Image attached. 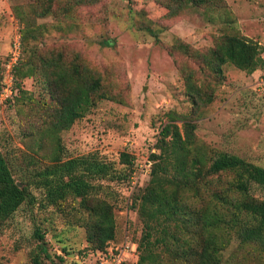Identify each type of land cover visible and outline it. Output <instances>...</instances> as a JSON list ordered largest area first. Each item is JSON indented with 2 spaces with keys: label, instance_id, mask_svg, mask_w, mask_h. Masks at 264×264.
<instances>
[{
  "label": "rangeland",
  "instance_id": "obj_1",
  "mask_svg": "<svg viewBox=\"0 0 264 264\" xmlns=\"http://www.w3.org/2000/svg\"><path fill=\"white\" fill-rule=\"evenodd\" d=\"M166 3L55 0L42 16L39 0H0V36L1 26H9L12 41L21 25L16 15L27 14L33 25L29 37L35 36L28 39L25 57L38 61L58 54L67 66L86 67L99 79L103 95L69 129L55 132L52 111L58 103L38 81L39 73L36 79H24L19 97L0 105V150L22 175L51 166L55 156L94 154L111 164L114 180H102L113 189L115 202L116 234L107 255L127 245L122 264L138 261L137 250L132 253L129 244L137 249L143 227L137 199L151 178V155L159 153V131L170 115L191 118L197 141L209 150L264 168V70L247 74L225 64L217 78L205 58L232 34L257 43L264 57V0H222L213 7H186L175 15ZM7 54L8 50L0 51V70ZM205 94L211 95L208 103ZM181 120L177 119L180 127ZM121 153L132 157L130 167L118 164ZM75 205L68 200L63 210L47 212L28 205L19 208L0 225V264H30L36 225L47 230L50 259L42 264L109 262L88 245ZM63 249L69 253L65 263L57 259ZM73 253L86 255L77 260Z\"/></svg>",
  "mask_w": 264,
  "mask_h": 264
},
{
  "label": "trees",
  "instance_id": "obj_2",
  "mask_svg": "<svg viewBox=\"0 0 264 264\" xmlns=\"http://www.w3.org/2000/svg\"><path fill=\"white\" fill-rule=\"evenodd\" d=\"M54 1L39 0L42 16ZM168 1L166 9L175 15L186 7H213L222 0ZM16 18L22 25L17 31L22 56L15 69L19 95L24 79H36L39 73L38 81L59 106L52 111L51 129L67 130L103 98L99 79L79 64L65 65L58 54L29 61L25 52L28 39L35 36L29 37L33 25L27 14H17ZM105 44L110 46V42ZM10 45L11 41L9 49ZM178 48L186 50L183 45ZM261 54L257 43L232 34L205 58L212 73L221 78L225 64L247 74L264 70ZM205 98L207 103L211 101V95L205 94ZM177 119H182L181 127ZM191 120L170 115L159 131V153L151 155V178L137 199L143 225L137 264H251L252 260L264 264V168L237 155L209 150L197 141ZM131 159L121 153L118 164L128 168ZM51 162V166L22 175L0 150V225L23 205L47 212L49 208L63 210V204L72 200L94 254L101 258L117 255V250L107 255L108 244L116 234L115 202L113 189L102 181L114 180L113 166L94 154L66 159L55 156ZM46 232L35 226L32 239L36 245L30 264L50 259ZM233 244L234 250L226 256ZM63 250L57 259L65 263L69 253ZM85 255L73 253L77 260Z\"/></svg>",
  "mask_w": 264,
  "mask_h": 264
},
{
  "label": "built area",
  "instance_id": "obj_3",
  "mask_svg": "<svg viewBox=\"0 0 264 264\" xmlns=\"http://www.w3.org/2000/svg\"><path fill=\"white\" fill-rule=\"evenodd\" d=\"M21 52L22 50L20 43V35L17 33L14 39L11 41L9 52L0 70V105H4L8 100H13L20 93V89L17 85V80L15 76V69L18 66L20 58L22 56ZM146 163L150 164L149 160H147ZM137 182L138 181L136 180L132 183V189L138 185ZM126 244L127 243H125V245ZM129 244L131 245V252L135 253V251L137 250L135 248L136 244H134L133 242H130ZM126 248L127 245L124 249H120L117 255L105 257V260L108 259L109 262L104 261L103 264H122V262L124 261V256L126 255Z\"/></svg>",
  "mask_w": 264,
  "mask_h": 264
},
{
  "label": "crops",
  "instance_id": "obj_4",
  "mask_svg": "<svg viewBox=\"0 0 264 264\" xmlns=\"http://www.w3.org/2000/svg\"><path fill=\"white\" fill-rule=\"evenodd\" d=\"M1 30L4 32L1 36H0V51L1 50H8L9 49V44H10V38H9V26L8 28L5 30V28L3 27V25L1 26Z\"/></svg>",
  "mask_w": 264,
  "mask_h": 264
},
{
  "label": "water",
  "instance_id": "obj_5",
  "mask_svg": "<svg viewBox=\"0 0 264 264\" xmlns=\"http://www.w3.org/2000/svg\"><path fill=\"white\" fill-rule=\"evenodd\" d=\"M18 185L20 186V184L18 183Z\"/></svg>",
  "mask_w": 264,
  "mask_h": 264
}]
</instances>
